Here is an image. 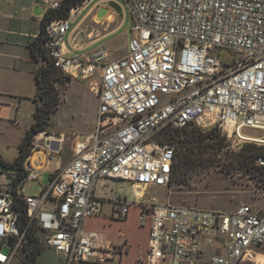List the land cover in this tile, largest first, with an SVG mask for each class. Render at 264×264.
<instances>
[{"label": "built area", "instance_id": "obj_1", "mask_svg": "<svg viewBox=\"0 0 264 264\" xmlns=\"http://www.w3.org/2000/svg\"><path fill=\"white\" fill-rule=\"evenodd\" d=\"M92 1L50 21L45 46L65 75L89 82L99 101L96 126L78 135L72 159L52 173L39 195L26 194L23 182L39 180L62 154L64 133L35 135L27 176L16 194L18 172L0 158V264L25 259L31 227L39 244L61 254L64 264L113 262L120 246L102 245L83 228L85 218L102 215L107 202L121 219L138 209L139 222L149 231L143 264L253 259L252 248L264 245V204H243L231 212L156 199L145 204V194L136 191L170 183L175 148L157 138L167 127L195 122L230 138L264 143V136L242 133L244 128L264 131V0H121L133 20L129 51L112 59L102 44L70 55L65 37L71 17ZM50 4L61 7L59 0ZM218 49L230 50L231 62H223ZM257 162L264 166V157ZM118 181L132 183L131 201L117 193ZM16 198L27 208L24 228Z\"/></svg>", "mask_w": 264, "mask_h": 264}, {"label": "rangeland", "instance_id": "obj_2", "mask_svg": "<svg viewBox=\"0 0 264 264\" xmlns=\"http://www.w3.org/2000/svg\"><path fill=\"white\" fill-rule=\"evenodd\" d=\"M123 4L126 7L125 16L116 18L114 23L122 22L120 31L115 38L105 44L111 53V58L121 57L129 51V41L133 34L132 17L125 2ZM79 18L80 15H76L71 27ZM217 53L223 62H231L233 58L232 52L228 49H218ZM57 87L61 105L53 115L47 132L65 134L64 149L59 157L62 164H66L74 155L78 135L94 130L99 101L91 91L88 81L62 75L61 81L57 82ZM8 100L6 108L0 109V156L13 162L20 153L19 147L27 129L35 120V105L24 98L19 101L18 97L9 96ZM196 126L199 127V125ZM218 130L221 136H225V141L213 164L196 172L193 179L186 184L173 183L137 190L136 192L145 194L141 202L151 204L152 200L156 199L161 202L226 212L234 211L243 204L261 207L264 204L261 198L264 188L263 177L243 168L237 161V152L246 145L260 146L264 143L230 138L219 128ZM242 133L254 137L264 136L263 130L253 128H244ZM59 163L60 158H57L50 161L49 167L55 169ZM50 183V174L44 172L40 174L39 180H25L24 191L28 195H39L42 188L49 186ZM116 191L121 195L126 194L129 201L135 192L129 181H118ZM112 207L113 203L107 202L102 215L86 217L83 224L84 230L94 235L102 245H108V243L119 245L124 243L125 239L128 240L127 255L123 257L121 263L116 260L115 264H143L149 231L147 226H142L139 222L138 209L132 207L128 218L121 219L117 212L111 211ZM251 255L253 259L246 257L240 264H264V245L253 247ZM40 260L43 264L63 263L60 255L49 249L41 254ZM19 263V259H16L13 264ZM78 264L97 263L89 261L78 262Z\"/></svg>", "mask_w": 264, "mask_h": 264}, {"label": "trees", "instance_id": "obj_3", "mask_svg": "<svg viewBox=\"0 0 264 264\" xmlns=\"http://www.w3.org/2000/svg\"><path fill=\"white\" fill-rule=\"evenodd\" d=\"M83 1L62 0L60 8L49 9L42 19L40 33L30 42L33 59L42 62L36 70L35 120L26 131L17 158L10 162L0 156L6 168L15 169L18 172V177L14 182L15 194L18 183L24 181L27 176L25 164L31 155L35 135L47 131L53 115L60 108L61 100L57 82L61 81L62 75L69 77L55 66L46 49L47 25L54 19L67 18L71 8L79 6ZM196 125L198 124L192 122L181 128L167 127L157 136L161 142L169 143L175 148V160L169 184L188 183L193 179L196 172L213 164L224 145L225 136H221L217 127L203 130L201 126ZM258 157H264V145H246L237 152L238 163L246 170L261 175L264 181V166L258 164ZM16 202L15 208L20 212V225L24 228L28 221L27 208L25 204L21 203L20 199L16 198ZM27 245L26 257L21 264H42L38 260V256L42 253L43 247L36 240V229L33 227L28 230Z\"/></svg>", "mask_w": 264, "mask_h": 264}, {"label": "crops", "instance_id": "obj_4", "mask_svg": "<svg viewBox=\"0 0 264 264\" xmlns=\"http://www.w3.org/2000/svg\"><path fill=\"white\" fill-rule=\"evenodd\" d=\"M51 1L53 0H0L1 110L8 105L9 96L12 98L18 97L19 101L23 98L28 99L34 103L36 108L34 102V95L36 93V70L42 62L33 59L30 42L40 33L42 19L47 11L52 8ZM108 1L110 0H93L89 5L80 6L78 12L71 17L70 29L65 37V46L70 55L87 53L99 45H105L107 41L116 37L120 31L122 22L117 21L114 24L115 19L120 17L113 8H110L108 13L114 15L112 18L106 16L101 21H96L95 19L100 8L106 6ZM116 1L122 5L125 16L126 7L123 4L124 2L122 3L121 0ZM76 15H80V18L71 27ZM42 157L43 154L41 153L37 155V164H40ZM58 158H60V163L55 169L48 166L41 174L48 172L51 178L54 171L64 168L69 163L62 164L61 157ZM111 211L114 212L113 210ZM117 246H120V255L113 262H93L97 264H115V261L119 260L121 263L123 257L128 253V240L125 239L124 243ZM46 249L53 250L43 247L42 253ZM42 253L38 256V260L43 264L40 260ZM59 255L62 258V264H64L63 256L61 254ZM21 257L18 256L16 258L19 259V264L22 262ZM87 262L89 261H84V263Z\"/></svg>", "mask_w": 264, "mask_h": 264}, {"label": "water", "instance_id": "obj_5", "mask_svg": "<svg viewBox=\"0 0 264 264\" xmlns=\"http://www.w3.org/2000/svg\"><path fill=\"white\" fill-rule=\"evenodd\" d=\"M110 8H113L117 12L120 18L124 16V10L122 5L116 0H110L108 1L106 6L100 8L95 18L96 21L103 20L106 17V15L109 13ZM57 146H58L57 143H53L54 149L57 148Z\"/></svg>", "mask_w": 264, "mask_h": 264}, {"label": "bare ground", "instance_id": "obj_6", "mask_svg": "<svg viewBox=\"0 0 264 264\" xmlns=\"http://www.w3.org/2000/svg\"><path fill=\"white\" fill-rule=\"evenodd\" d=\"M108 18H112L114 15L113 14H108V15H106ZM243 136H245V137H250V138H252V139H255V138H258V137H254V136H249V135H246V134H243Z\"/></svg>", "mask_w": 264, "mask_h": 264}]
</instances>
